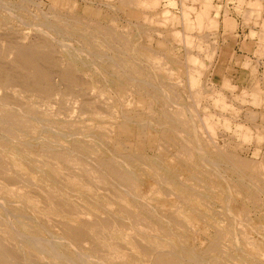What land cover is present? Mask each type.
<instances>
[{
	"label": "bare ground",
	"instance_id": "6f19581e",
	"mask_svg": "<svg viewBox=\"0 0 264 264\" xmlns=\"http://www.w3.org/2000/svg\"><path fill=\"white\" fill-rule=\"evenodd\" d=\"M130 1L134 4L139 2ZM207 2L209 3V0ZM208 3L203 2L207 9L199 10L200 12L194 15L199 26L202 25L203 19L209 17ZM140 4L141 1L138 5ZM20 5L15 10L16 13H13V18L22 20L23 23L28 20V15ZM148 5L151 4L143 6ZM188 8L193 10L194 7L187 6ZM185 14L182 13L183 19ZM70 17L72 18H61L52 13L50 20L35 24L39 34L28 43L18 41V33L13 32L16 36L12 37L11 31L5 34L3 32L6 37L0 32V264H264V249L260 246V243H264V234L261 236V229L250 223L253 220L242 218L244 211L238 214L239 211L235 209L236 198L221 195L220 199H216L210 190L195 187V177H191L198 172L207 179L216 176L218 178L217 167L222 163L241 170L250 169V165L234 155L222 153L221 149L220 152L214 149L216 153L209 157L211 155L208 156L207 150L210 146H206L205 150L204 142L193 128L186 131L189 138L178 141L180 152L186 154L189 165L197 171L193 173L191 170L190 178L187 176L188 179L185 180L181 179L178 172L171 169L165 160L157 156H145L144 151L145 155L129 152L121 148L118 142L111 143L109 138L116 119L114 109L111 100L109 101L110 96L106 94L107 97L94 81H101V78L111 86L116 81H127L123 78V71L110 72L109 75L103 71L99 74L96 63L100 64L103 60L94 53L95 47L104 44L107 48H112L120 61L123 57L119 55H129L125 63L129 66L130 63L138 65L142 62V56L148 59L150 55L139 43L128 39V35L100 24L94 26L95 24L84 22L73 15ZM148 20L152 22L151 18ZM212 20L208 21L210 23L207 26L211 25L210 28L216 26V22L211 23ZM185 21L186 25L188 21ZM187 26V29L192 28L191 25L190 28ZM176 31L179 34L178 30ZM76 36L78 39L74 40L73 37ZM77 48L82 49V54H79ZM136 55L141 58L140 61L136 60ZM189 57V61H193L194 56ZM189 61L186 59L187 63ZM88 66L93 68V76L90 79L83 72ZM117 67L119 68V65ZM157 71L150 72L154 77L153 82L141 80L139 87L154 92L156 101L162 99L160 93L168 91L164 86L166 82L163 84L155 78L159 75ZM54 77L64 86L56 84ZM194 80L190 81L191 83L188 81L190 86L193 82H200L195 78ZM121 90L123 92L125 89ZM166 93L163 98L168 99ZM69 96L78 100L76 102L79 114L76 112L78 116L74 120L73 116L70 117L74 110L68 104ZM54 104L56 114H50L49 109ZM151 120L152 125L157 127L158 120L154 117ZM208 127L213 130L210 124ZM209 132L215 136L214 132ZM36 134L39 136L34 138ZM33 140L40 146L37 151L32 148ZM64 144H69L71 149L62 151L60 148ZM160 144L163 145L161 142ZM181 161H184L183 158ZM258 170L256 169L257 172ZM252 178L254 176L249 181ZM255 178L258 177L255 175ZM154 183L159 186L156 193L152 190L155 188ZM240 184L238 187L245 189V186ZM261 186L258 191L264 193V182ZM212 189L213 187L211 191H214ZM243 191L247 193L248 188ZM161 194L177 198L175 203L178 201V206H155L153 201H159L156 198ZM249 194L252 195V192ZM260 199H255V204H251L258 212L257 217L263 216L264 212ZM217 201L223 203L222 209L215 206ZM192 215L197 217V220L209 223L215 230L213 239L202 248H198L196 242ZM251 232H254L255 236H250Z\"/></svg>",
	"mask_w": 264,
	"mask_h": 264
},
{
	"label": "rangeland",
	"instance_id": "374dc122",
	"mask_svg": "<svg viewBox=\"0 0 264 264\" xmlns=\"http://www.w3.org/2000/svg\"><path fill=\"white\" fill-rule=\"evenodd\" d=\"M126 1L24 0V2H22V0H0V32L1 35H4L5 33L11 31L10 35H12V37L16 36L15 33H18V41L28 43L30 40L35 39L39 34L37 33V27H34L35 24L38 25V23L40 24L50 20V15L53 13L54 15H59L61 18L66 16L69 17V19L72 18L70 16L73 15L80 20H84V22L86 21L93 25L95 24L94 26H96V24H100L103 25V27L112 28L113 30H116V32L128 35L130 37H128V39H131L135 43H139V45H141L140 47H143L147 50L145 52L149 53L150 58L147 59L142 56L141 58L145 59L141 60V58L139 59V56L136 55V60L139 59V61L141 60L142 62H140L138 65L135 63L133 65L130 63V66L128 63L125 64L129 58V55H119L120 57H123V59L120 61L118 55L114 53L112 48H107V46L104 44H99L101 46L95 47L96 51L94 53L98 54L103 60L100 62V64L96 63L98 70L100 71H98L99 74H102L103 71L106 73V75H109L110 72L121 73L123 71V78L127 81L126 83H117L116 81V83H114L112 86L107 85L101 78V81H94L97 83L98 88L102 89L101 91H104L105 95L107 94L110 96L109 101L111 100L112 103H110L114 109L113 113L116 119L114 120L115 125L113 126L109 141H111V143L118 142L121 148L123 147L129 152L133 151L142 155L146 154L145 156L148 157L157 156L161 160H165L169 163L170 168L178 172V174L181 176V179L185 180L190 178L189 175H191L192 171L193 173L197 171L194 170L191 165H189L186 154L180 152L181 147L179 146L178 141L179 139L186 140V138H189V136L186 134V131L193 128V130L199 135L202 142H204L205 150H207L206 146H208L207 148L210 146V148L207 150V153H209L208 156L211 155L209 157H213V153L218 151L220 152L222 150V153L234 155L241 161H245L247 165H250L248 166L250 169L245 168L244 170L242 169V171L241 169H236L226 163H222L217 167L218 172L216 173H218V178L216 176L212 179L210 177L207 179L203 177V175H199L197 172L195 175H191V177H195V187L197 186L198 189L201 188L200 190H210L212 195L217 197L216 199H220L219 197L221 195H225L226 197H235V209L239 211L238 214L240 215L244 211L241 215L242 218L246 217L253 220L249 221L253 225L255 224L254 226H257L261 229L260 235L262 236L264 234V206L262 209L263 216L259 215V217H257L258 212L251 207V204L252 202L254 203L255 199L259 200L261 198L260 201H262V205H264V193L262 191H258V189L262 187L261 183L264 182V173L262 174L264 170V0H209L210 4L207 2L208 0H206V2L205 0H147L148 2L146 0H139V2L138 0H135L138 3L141 1L140 6L138 3L134 4L130 0ZM151 1H153L154 4ZM156 1H160L159 4L155 3ZM203 2L204 4H209V17L212 15V13L213 15L211 18L207 17L203 19L202 25L199 26L197 25L198 20H195L194 15L199 13V10L207 9L205 8V5H203ZM254 2H256V4ZM144 3L146 5L147 3L151 5L144 7ZM155 4L158 5L156 6ZM18 5L23 6L22 9L27 11L28 20L26 22L22 23V20L13 18V13H16L15 10L17 9ZM187 6L194 8L193 10H189V8L187 9ZM182 13H186L184 15V19L182 18ZM43 15H47V17H44ZM187 15L188 17H186ZM148 18H151L152 22L151 20H148ZM208 18L210 20H214H212L211 23L216 22V26L214 25L215 27L212 26L213 28H210L211 25L207 26L209 25L208 23H210L208 22L210 21ZM144 19L146 20L143 21ZM186 19L188 21L187 24L192 26L191 29L186 28ZM183 20L185 22H183ZM158 23L162 25H159ZM195 24L197 26H195ZM190 25L187 27L190 28ZM140 26L141 28H138ZM205 26H207V28H205ZM176 30H178L179 34L176 33ZM21 33L25 36V38L21 35ZM19 35H21L23 39ZM73 39H78V36L73 37ZM72 45H74V43H72ZM77 45L79 46V44ZM77 51H79V54H82L81 52H83L80 48H77ZM151 55L153 56L152 58ZM191 55L194 56L195 61L194 59L193 61H189L190 59L188 58H190L189 56ZM186 59L189 61L188 63L186 62ZM153 64H155V66H153ZM118 65L119 68L117 67ZM162 68L164 69L162 70ZM86 69L83 72L85 73L86 77L88 75V78L90 79L91 76H93V68L88 66ZM152 70L159 71L157 72L160 76L158 75L155 78L160 82L162 81L161 83L163 84L166 82L164 86L166 87V90H168L167 93H160V95H162V99L160 98L158 101H156L157 97L154 95V92L139 88L141 86V80L153 82L154 77H152V74H150ZM160 71L163 74H161ZM132 73H135V75ZM138 76L139 78H137ZM194 78L196 81L199 80L200 82L196 84L193 82V85L190 86L189 82L193 81ZM56 79L54 77L53 81ZM57 80L55 81L56 84H59L60 87L64 86L60 81L58 82ZM138 80L139 82H137ZM94 82L93 84L95 85ZM97 85L95 86V89L97 88ZM108 87L109 89H106ZM121 87L125 89L123 92ZM111 89L114 91L112 92ZM106 91L108 93H105ZM113 93L115 95H113ZM165 93L168 99L163 98ZM76 101L78 100L74 99V97L70 98L69 96L68 104L70 108L74 110V113L72 112L70 114V117L73 116V120L74 118L76 119L79 114V106H77L78 102ZM114 104L117 109L114 107ZM54 105H52L49 109L50 114H56L57 109L56 105ZM119 105H122L121 108H119ZM162 110L163 112H161ZM196 111L198 113H196ZM115 114L118 116L116 117ZM146 115H149L150 117ZM197 115L198 117H196ZM203 115L207 118H204ZM163 116L164 118H162ZM153 117L154 119L158 120L160 124L162 123L161 125L158 123L160 127L158 125L157 127L152 125L151 118L153 119ZM133 118L135 120H133ZM191 118L194 120H191ZM203 118L206 122L205 124ZM134 121L138 122L135 123ZM174 123L177 126H175ZM206 124L208 125L205 126ZM209 124L213 130L209 129ZM162 125H164L166 129L164 126L162 127ZM151 127L154 129L152 130ZM122 130L123 133H121ZM209 130L214 132L215 136H213V134H209ZM37 136L39 135L36 134L34 138ZM35 140L38 141L37 139ZM36 141H34L35 144L34 142L32 143V148L37 151L40 149V146ZM69 141L71 142V140ZM208 141L210 142L207 143ZM160 142L163 145H161ZM121 143H123L124 146L123 144L121 145ZM69 144H64V146H61L60 149H63L62 151H69L71 149ZM212 145H214L216 148H213ZM219 146L221 148H219ZM172 153L176 156L174 157ZM182 158L184 161H181ZM224 166H226V168H224ZM258 168H260V170H258ZM257 173H259L258 176ZM251 175L254 176L251 181L256 179V182L249 181L250 178L253 177ZM255 175L256 177L260 178V180L262 177L263 179L260 181L258 178H255ZM198 179L200 180L198 181ZM206 181L208 182L206 183ZM198 182L200 183L198 184ZM155 184L158 186L157 183H154L153 185L155 186V190H152L156 193L159 186L157 187ZM239 184L244 185L245 189L239 188ZM236 185L239 189L236 187ZM212 187L214 188L212 189L214 191H211ZM235 188L237 189L235 190ZM246 188H248L249 193L252 192V195L256 194L257 196H252L248 192L247 196V193L243 191L246 190ZM156 199H159V201H153L155 206L159 204L165 205L166 208H170V206L173 205V207L178 206V201L175 203L177 198L172 195L161 194ZM248 199H252V201ZM168 203H170V205ZM221 203V201H217L215 202V206L218 209H222L224 205ZM247 207L250 208L247 209ZM249 211L252 213H249ZM246 212L249 214L247 215ZM191 219L194 221L193 229L196 231L195 236L198 248H202L213 239L215 230L211 225H209V223L197 220V217L193 215L191 216ZM250 226L252 225L250 224ZM253 233L254 232H251L250 236H255ZM240 234L238 235L239 239L241 237ZM260 244V246L264 249V243L263 245L262 243Z\"/></svg>",
	"mask_w": 264,
	"mask_h": 264
}]
</instances>
